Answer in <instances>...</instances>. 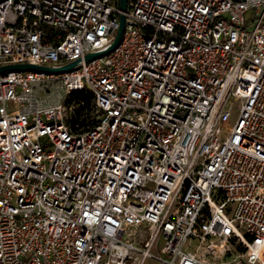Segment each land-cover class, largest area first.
Instances as JSON below:
<instances>
[{"label":"built area","instance_id":"built-area-1","mask_svg":"<svg viewBox=\"0 0 264 264\" xmlns=\"http://www.w3.org/2000/svg\"><path fill=\"white\" fill-rule=\"evenodd\" d=\"M126 3L0 0V66L77 61L0 72V264H264V0Z\"/></svg>","mask_w":264,"mask_h":264},{"label":"water","instance_id":"water-1","mask_svg":"<svg viewBox=\"0 0 264 264\" xmlns=\"http://www.w3.org/2000/svg\"><path fill=\"white\" fill-rule=\"evenodd\" d=\"M118 6H119V9L122 12H124L126 10V6H127L126 0H118ZM124 25H125V16L123 13H120L118 29H117L115 37H114L113 41L111 42V44L109 45V47L105 50H102V51L87 53L84 57L85 60L93 59V58L107 54L110 51H112L118 45V43L120 42V40L122 38V34L124 31ZM76 63H77V61H72V62L67 63L61 67H58V68H52V67H48V66L35 65V64H29V63L7 64V65L0 66V72H5L8 70H14V69L38 70V71H44V72H48V73L65 72V71L72 69Z\"/></svg>","mask_w":264,"mask_h":264},{"label":"trees","instance_id":"trees-1","mask_svg":"<svg viewBox=\"0 0 264 264\" xmlns=\"http://www.w3.org/2000/svg\"><path fill=\"white\" fill-rule=\"evenodd\" d=\"M73 104V112L69 117V125L72 130L78 131L90 127L96 121L95 108L92 103V94L87 89L73 93V98L68 99L66 104Z\"/></svg>","mask_w":264,"mask_h":264},{"label":"rangeland","instance_id":"rangeland-1","mask_svg":"<svg viewBox=\"0 0 264 264\" xmlns=\"http://www.w3.org/2000/svg\"><path fill=\"white\" fill-rule=\"evenodd\" d=\"M7 106H8L9 109L13 108V104H12L11 102H9ZM155 254H158V252H155ZM144 264H159V263L156 262V261H153V260H151V259H147V260L144 262Z\"/></svg>","mask_w":264,"mask_h":264}]
</instances>
